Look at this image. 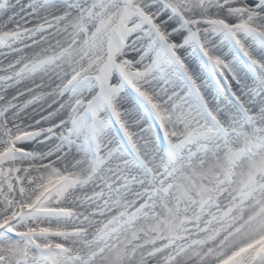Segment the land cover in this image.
Returning <instances> with one entry per match:
<instances>
[{"label":"rangeland","instance_id":"374dc122","mask_svg":"<svg viewBox=\"0 0 264 264\" xmlns=\"http://www.w3.org/2000/svg\"><path fill=\"white\" fill-rule=\"evenodd\" d=\"M82 1L74 0L75 3L79 2L78 5L83 3L84 7L75 11L73 16L67 14L60 20L51 15L52 11L66 6L72 0H0V56L5 58V70L10 72L12 71L10 65L18 62L15 61L17 60L15 55L34 47L32 59L20 60L19 63L36 62V67L32 64V71L37 69L33 75L40 76L39 74L42 73H39L40 65L48 71L44 62L47 64L50 60L53 65L63 59L67 48L73 45L72 42L77 41L71 38L72 34L75 37V32L79 33L82 28L87 27L86 32L83 33L84 40L102 42L103 58L107 55L109 60L106 58L103 61L100 57L91 64L86 63L78 67L76 72L73 69L70 74H75L76 79L69 81L66 87L63 85L65 77L55 84V88L60 89L57 97L60 98L71 92L74 84L76 87L80 82L92 83L90 91L81 98L87 110L91 111L90 100L95 95L97 99L98 97L104 99L106 104L102 105L100 113L94 120L90 121L87 118L88 121L84 119L82 122L78 121V124L71 120L66 125L67 130L72 126L74 132L80 131L87 143L90 141L92 147L97 150V155L103 151L105 144L113 146L115 142L118 151L125 157V161L115 168H129L128 176L118 180V186L114 187L112 192L101 195L95 187H90L84 193L85 205L96 202L87 217L105 210L104 215L110 218L102 227L101 233L91 239L87 249L83 248L79 253L71 255L70 249L67 248L50 247L40 251L33 248L32 238L37 235L28 231L31 230L32 224L42 219L50 220L57 225L59 231L47 233L45 237H58L73 234L83 221L75 218L81 216L79 212L69 213L55 208L49 209L53 206L48 203L36 209L23 211L18 218H12L8 227L0 229V237L3 240L18 246L0 255V264H124L119 252V243L130 245L133 240H144V243L150 238L154 241L164 240L165 234L169 233L176 224L178 214H183L181 221L189 222L192 214H199L209 202L214 200L217 203H214L211 209H220L219 212L223 214L230 213L247 206L256 197L255 195L264 189V97L261 94V97L258 96V87L254 88L251 94L254 98L260 97L261 103L257 104L254 101L251 105L246 104L241 94L233 84L231 85V80L213 71L217 64L219 66V62L214 61L213 53L204 49L205 40L218 37L223 42H227L226 45H229L233 56L244 67L247 77L254 80L256 73H252V68L258 65H254L253 61L251 64L247 56L248 49L237 36H247L252 42L264 47V35L254 29L256 25L253 22L256 19L255 12L264 9V0H260L261 3L259 0H249L245 3V7H241L233 0H170L174 3L164 0ZM191 5L206 8L209 14H203L204 17L202 15L193 17V23L188 22L183 10H189L188 6ZM32 12L36 15L33 23ZM169 18L175 22L170 23L168 28L179 26L182 32L174 38L170 36L174 30L168 29L169 33L166 27L162 30L155 28L168 23ZM196 21L198 27L194 25ZM98 25L106 27L98 32L100 37L94 32ZM66 26H72L70 34L62 33L63 37L49 40L52 34L61 32L67 28ZM23 33L29 35L21 36ZM187 46L192 48L193 55L200 60L202 75L206 78L204 80L208 82L213 92L210 100L205 99L197 79L181 59L180 55L188 50ZM134 48L137 49L136 53L127 57V53ZM141 58L143 59L139 60ZM208 61L214 66L211 67ZM8 66L10 69H7ZM155 72L164 76L161 88L167 86V81L173 87L166 90L165 98L162 99L164 105H161L160 101H146L137 95L138 91L142 93L137 83L138 79L149 77ZM44 74L43 72L42 75ZM106 74L111 78H106ZM37 82L25 85L27 86L25 90H19L18 87L12 91L15 100V96L19 95L17 90L29 92L31 89L32 91L38 89L37 94L32 95V98L28 96L17 108L14 116L18 117V120L13 117L14 121L13 118L6 121L7 126L1 129L3 133L1 132L0 136L5 138L0 142V187L7 184L8 175L11 173L1 168H24L21 174L11 175L10 180L15 179L17 183H12L13 185L9 183L8 187L11 191L15 186L17 190L22 189L20 184L24 180L23 185H25L26 179L22 174L25 175V168H32V145L26 147L16 143L18 139L27 141L34 133L29 130L31 128L29 125H24L23 128L18 126L24 123L25 119L35 116L29 112L25 113L24 109L36 106L33 113L37 114V119L50 108L53 101L50 99L53 94L52 88H48L47 85L42 86L41 83H38L40 87H37ZM129 97L138 99L135 103L131 101L132 108L125 102ZM211 100L214 103H211ZM121 107L129 109L131 113L136 110L132 118V126L126 121L123 123L121 119L118 120L122 113ZM170 108L173 113L169 112ZM23 112V118L22 115L18 116ZM169 121L172 125H169ZM189 122L196 123L194 126L199 130L191 129L190 126L193 125L189 126ZM133 127L139 137L144 140L148 134L154 143L157 155L154 163L150 159L149 152H146L142 145L137 144L136 147L133 145L134 136L130 130ZM37 134L34 133V139ZM9 135L10 138H7ZM209 136L211 140L219 141L213 149L221 147L222 140L228 142L227 151L224 155L221 153L222 157H218L217 149L210 151L207 147ZM162 142L168 143L171 147L169 153L162 147ZM108 164V161L92 159L87 168H102ZM207 168L217 169L204 173ZM89 176L88 170L83 177L89 178ZM58 177L59 175L53 182ZM30 179L32 180V176L29 182ZM61 183L47 190L43 188L46 190L43 191L46 192L43 197L50 195L54 198L52 200H55L66 195V189L59 190L54 195V192L62 187ZM1 191L0 189V193ZM130 193H133V197H139V201L130 204L132 208L127 214H120L117 208ZM135 193L137 194L134 195ZM255 199L253 202H256ZM251 208L247 206L244 209L247 211L245 216L250 215ZM136 211L138 213L148 211L154 217L147 229L142 226L146 223L141 222L142 220L135 215ZM118 215H121V218ZM21 223L30 226L21 229ZM200 233L205 234V228L203 231H198L192 243L201 236ZM174 238L176 237H172ZM263 241L264 239H261L257 242ZM184 246L185 243L181 241L177 246L178 250L175 249L170 256L177 255L185 248ZM129 257L131 258L130 254ZM161 261L166 262L167 259L162 258Z\"/></svg>","mask_w":264,"mask_h":264},{"label":"bare ground","instance_id":"6f19581e","mask_svg":"<svg viewBox=\"0 0 264 264\" xmlns=\"http://www.w3.org/2000/svg\"><path fill=\"white\" fill-rule=\"evenodd\" d=\"M76 1L77 0H75V2ZM233 1H236L241 7H245V3H247L249 0ZM75 2L72 0V2L67 3L66 6H62L59 9L53 10V14L51 15H54V17H57L58 19L67 14H69V16H73L75 11H78L84 7L83 3L78 5L79 2ZM113 6L116 8L115 4ZM188 7L189 10H183V14L185 15L188 22H192L193 17H200L201 15L203 16V14H209L206 8H201L194 5ZM34 12H36V10H34ZM34 12H32V23L36 16ZM254 17L256 18L253 21L256 25L254 29L258 30L259 33L264 35V9L263 11L257 10ZM173 22L175 21L169 18L168 23L165 25L162 24V26L155 28H160L162 30L166 27V31L168 29L174 30V33L170 35L172 38H174V36H178L182 32L180 31V28H178L179 26H175L172 29L168 28L170 23ZM83 23L87 25L85 20H83ZM197 24V21L196 23L194 22L196 27H198ZM100 26L101 25H98L95 29H92H94V32L96 33L102 31L104 28L106 29L105 25L104 27ZM66 27L67 28L63 29L62 31L58 30L61 32L52 34V36L49 37V40L53 41L54 39L63 37L61 35L62 33L64 35H66V32L70 34L72 26ZM86 30L87 27L82 28L80 31L82 33L75 32V37L72 34L71 38L77 41L72 42L73 45H70L67 48L65 53L66 56L63 59H61L59 62L57 61L56 64L53 65L51 64L50 60L47 64L44 62V65L47 67L46 69L48 71L43 69L40 65L39 73L44 72V75H42V73L39 74L40 76L37 74L33 75L37 69L32 71V64L36 67V62H26V64L19 63L20 60L29 61L32 59V51L34 50V47L15 55L17 58L15 61L18 62L17 64L12 63V65H10L12 67V71L10 72L5 70V58L0 56V134L2 132L1 129H4L5 126H7V123L5 122L15 117L14 115L16 110L21 106V104L24 103V99H26L28 96L32 98V95L37 94L38 89H34V91L31 89L32 92L30 90L29 92L19 91L25 90L27 87L25 85H29L32 82H35L36 84V81H38L37 84L41 83L42 86L47 85L48 88H52L51 90H53V94L51 93L52 96L50 97V99L53 100L51 101L50 108L36 119L37 114L33 113V110L36 109V106L26 107L24 112H29V114H34L35 116H32L30 119H25L26 121L24 123L18 125L20 128H23L24 125H29L31 126L29 130L34 131V133H38L35 136V139L33 137L34 133H32V138H28L27 141H21L23 139H18L16 142L26 147L32 145V168H25V175L22 174V176H25L26 178L25 185H23V180V183L20 184V186H22L21 190H17V187L15 186L14 190L11 191L9 190L8 186L10 184L13 185L16 183L15 179L10 180L11 175L13 173H18V175L21 174L24 172V168H1L2 170H8L11 173L8 175L7 184H3V186L0 187L2 190L0 193V229L8 227L10 222L13 220L12 218H18L22 215L21 213L23 211L36 209L37 207L47 205L48 203L53 206L49 209L55 208L59 211H68L69 213L70 211L72 213L79 212V216H83V218H81V216L75 217L76 219H81L83 221L78 227H76L77 230H75L73 234L60 235L58 237H45L47 233L59 231L57 229V225H55L50 220L42 219L32 224L31 230L28 231H31L37 235L32 238V246L38 251L41 249H48L50 247L67 248L70 249L72 255L79 253L83 248L87 249V247L91 244V239L96 238L98 236L97 234L101 233L103 229L102 227H104L105 224L109 222L110 218L109 216L104 215L105 210H101L99 213L87 217V215H89L88 212L92 210V207L96 205V202L93 201L91 205H85L84 193L86 190H89L90 187H95L101 195L106 192H112L113 188L118 186V180L120 181L121 178L128 176L127 171H129V168H115V166H120L121 163L125 161L124 155L120 154L121 152L118 151L119 149L117 148V144L115 142L113 146H107V144H105L102 149L103 151L97 155V150L92 147V144L89 143L90 141L87 143L80 131L77 132L75 130L74 132L72 126L69 128V130H67L66 125L69 124L71 120L73 123L77 122V124L82 122L84 119L87 120V118L90 121L94 120L96 115L98 116L100 113L99 111L102 105L106 104L104 99L99 97L97 99V96L95 95L90 100L92 101L91 107L93 109L91 108V111L93 113H91L90 109L87 110V107L81 98L90 91V88L93 86L92 83L89 81L82 83L80 82L76 87L74 84L72 85L73 90L71 92L67 91L68 93H66L64 96L60 98L57 97V95L60 94L58 91L60 89H56L55 84L59 83L63 77H65V84L63 85L66 87L69 81L76 79V76H74L75 74H70L73 69H75L74 72H76L78 67H81L86 63L91 64L92 62H95L97 58H103L104 56V44L102 42H87V40H84L85 35L83 33H85ZM23 35L29 34L23 33L21 36ZM98 37H100L99 33ZM237 38L247 47L249 52L247 56L248 59H250L249 61H251V64L253 61L254 65H258L257 67L253 66L252 68V73H256L255 76L253 75L254 80H250L247 77L248 75L244 71V67L239 63L237 58L233 56L231 50L229 49V45H226L227 42H223V40H220L218 37L211 40H205L206 44L204 49L206 52L213 53L215 56L214 61L217 60L219 62V66L217 64V66L213 68V71L218 75L227 76L231 80V85L233 84V87H235L237 92L241 94L246 104L251 105L252 102L254 103V101L259 104L261 103L260 94L264 97V47L252 42L250 40L251 38H248L247 36L239 35ZM186 43L188 42L186 41ZM186 43L185 45H187ZM187 47L188 50L186 49V51L182 53L183 55H180L181 59L188 66L189 72L195 79H197V83L203 91L205 99L210 100L213 92L211 87H209L208 82L204 80L205 76L202 75L200 60L193 55L192 48H189V46ZM136 50V48L131 49V51L127 53V57H129L132 53H136ZM84 54L86 55L84 56ZM106 56L103 58V61L107 58ZM142 59L143 58L139 60ZM107 60L109 59L107 58ZM209 65L211 67L214 66L212 62H210ZM10 66H8L7 69H10ZM163 77V75L155 72L149 77L146 76L145 78H139L137 83L139 88L142 90V93L138 91L137 95L146 101H160V104L164 105V101L162 99L165 98L166 90H170L173 87L167 81V86L165 88H161ZM106 78L110 79L111 77L107 76L106 74ZM239 81L241 82L240 84ZM18 87L19 90H17V92L19 95L15 96V100H13L14 95L12 91H15ZM37 87H40L39 84ZM254 88H257V91L259 92L258 96L260 97L254 98L253 94H251V91ZM45 89L46 88H44V90ZM131 101L135 103L138 101V99L129 97V99L127 98L125 100V102L130 104L132 108ZM211 103H214L213 100H211ZM121 108L122 113L120 118L118 117V120L121 119L123 123L126 121L129 126H132V118L134 114H136V110H133V113H131L129 109L123 107ZM96 111H98V113H96ZM170 111L173 113L171 108L169 109V112ZM24 112L20 113L18 116L24 114ZM21 118H23V115ZM16 119L18 120V117ZM195 124L190 123L189 126L193 125L190 126V128L198 131L199 129L194 126ZM169 125H172L171 122ZM130 130L134 136L133 145L135 147L137 144L138 146L142 145L145 151L149 152L150 159H152V162L154 163L157 155L155 153L154 143L149 138L148 134L143 140V138L139 137V135L136 133L134 127ZM110 137L115 140L113 136ZM4 138L5 137L1 135L0 142H2ZM7 138H10V135L7 136ZM207 138L206 145L210 148V151L217 149L219 153L218 157H222L221 153L223 155L226 153V144H228V142L222 140V142H220L221 147L219 146L213 149V147L216 146L219 141L214 139L211 140L210 136ZM92 159L108 161L109 164L108 166H102V168H87ZM213 169L217 168H207L204 173H207V171L210 172ZM88 170L90 171V176L89 178H84L83 176ZM58 175V179L53 182L54 178ZM30 176H32V180L30 179L29 182ZM60 182H62V187L57 189L54 192V195L59 190L64 189L67 190L66 195L64 194L62 198H56L55 200H52L54 198H52L50 195L45 196V198L43 197V195L46 193L43 191L54 187ZM43 188L46 190H43ZM41 189L42 192H40ZM259 192L260 193L255 195L256 199L254 198L256 202H253V199L252 202L250 201L249 204H247V206L250 208L252 207L250 209L251 211L249 216L244 215L245 212H247L244 211V209L247 207L246 205L242 208L240 207L236 211L224 214L219 212L220 209H211V207L214 206V203H217L214 200L209 202L203 208L202 212H199V214H192L189 222L188 220L181 221L183 214H178V221L176 220V224L173 226L170 232L165 234L166 237L164 240L162 239L159 241H154L152 238H150L144 243V240H133V242L129 243L130 245H128V243L125 245L119 243L118 247L120 246L119 252L123 263L223 264L225 260H228L224 264H264V241L260 243L257 242L261 239H264V189L260 190ZM37 194L39 195L38 197ZM136 194L137 193L134 195ZM132 195L133 193H130V195L127 194L125 201H123L120 207L117 208V211L120 214H127L129 211H131L132 205L130 204H134L135 201L138 200L139 197H133ZM97 204H99V201ZM135 215L142 220L141 222L146 223V225H142L143 228L146 227V229L154 218L149 214L148 211L141 213L136 211ZM118 216L121 218V215ZM21 224V229H25L30 226L23 223ZM204 228L205 234L200 233L201 236H199L197 240L194 239L196 242L192 243L193 237H195L198 231H203ZM107 229L108 227L106 230ZM62 231L66 232L68 230ZM172 237L176 238L172 239ZM129 240L127 241L129 242ZM181 241L185 243V248L182 247V249H184L180 252L178 251L179 253L177 255L170 256L171 252H174L175 249L178 250L177 246ZM248 246L251 247L248 248ZM15 247L18 246H16V244H9L3 240L2 237H0V255H4L6 252H8V250ZM27 254L31 255L30 253ZM129 254L131 255V258L129 257ZM33 256L34 255L32 253V260ZM162 258L167 259V261L162 262Z\"/></svg>","mask_w":264,"mask_h":264}]
</instances>
